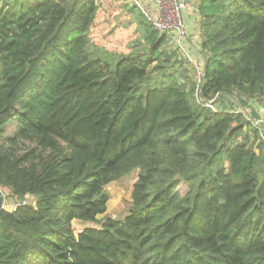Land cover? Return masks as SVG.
Returning a JSON list of instances; mask_svg holds the SVG:
<instances>
[{"label":"trees","instance_id":"trees-1","mask_svg":"<svg viewBox=\"0 0 264 264\" xmlns=\"http://www.w3.org/2000/svg\"><path fill=\"white\" fill-rule=\"evenodd\" d=\"M190 1L200 76L142 15L149 52L107 59L97 0H0V187L20 199L0 207V264H264V128L241 110L264 98V0ZM133 170L128 215L106 217Z\"/></svg>","mask_w":264,"mask_h":264},{"label":"rangeland","instance_id":"rangeland-1","mask_svg":"<svg viewBox=\"0 0 264 264\" xmlns=\"http://www.w3.org/2000/svg\"><path fill=\"white\" fill-rule=\"evenodd\" d=\"M140 1V8L137 6L138 9L133 11L131 8L134 5V0H97L99 9L89 32L91 50H93L95 54L106 57L107 59H116L120 56L141 55L149 52V46L145 42V32L141 27V15L147 20H150L149 17L152 19L165 20L168 16L167 13L171 6L170 4H172V0ZM180 1L184 6L183 13L186 12L190 19V25L197 23L196 13L192 8L191 1ZM142 8L145 10H142ZM171 20L172 18L169 16L166 19V23L169 24ZM182 40L186 41L187 44H184ZM164 42L165 43L160 47L159 52H165L169 55L171 54L170 58L172 56V61L169 63L170 65L178 68L182 64L190 69V72H193V69L196 68L194 67V64H196L197 68H200V65L197 63L198 57L195 54V49L197 47L193 41L189 40L187 35L184 38L179 30L170 29L169 32H165ZM153 64L151 66H153ZM151 66L149 72L152 71ZM155 81L154 73L149 74V84H152ZM226 100L230 101L231 97L226 96ZM206 103L210 102L208 101ZM253 108L255 109V112L252 111ZM251 109L250 116L248 114V112H250L249 109H246L245 107L241 109L244 117L257 129H263L264 98H261V105L251 106ZM11 131L12 128L10 127L7 134ZM243 131L245 133L243 139H247L248 146L253 147L254 151L258 153L256 148L260 144H258V140H254V130L245 126ZM262 134L264 136V133ZM262 148L264 149V147ZM138 172V170H133L119 179L111 181L104 187L105 192L108 194L105 212L106 217L123 220L128 215L131 206V192L133 184L137 180ZM188 189V184L185 181L180 180L177 185L178 192L181 195H184ZM0 197L1 206L4 209L11 210L20 202V199L15 197L8 187H0ZM33 201V197L30 196H27L25 199L26 203H33ZM90 226L99 227L98 224L94 223H81L77 220L72 222V228L75 234Z\"/></svg>","mask_w":264,"mask_h":264},{"label":"built area","instance_id":"built-area-1","mask_svg":"<svg viewBox=\"0 0 264 264\" xmlns=\"http://www.w3.org/2000/svg\"><path fill=\"white\" fill-rule=\"evenodd\" d=\"M134 4L140 8L141 1L140 0H134ZM170 5L171 6H170L169 11L167 13L168 14L167 18L170 16V18H172V20L169 22V24L166 23L167 18H165V20H163V19H152L149 17V19H150L149 21L154 26V28L161 33H165L167 31L169 32L170 29H175V30H179L181 32V35H183L185 38L186 37V31H185V22H184V18H183L184 6L180 0H178V2H177V0H172V4H170ZM142 10H145V9L142 8ZM182 42H183V40H182ZM194 67H196L194 69L196 76H200V74H201L200 68H197L196 64H194ZM216 98H217V96L215 98H213V100L209 101L210 103H206L205 105L214 110L215 109L214 102H215ZM263 140H264V137H263Z\"/></svg>","mask_w":264,"mask_h":264},{"label":"crops","instance_id":"crops-1","mask_svg":"<svg viewBox=\"0 0 264 264\" xmlns=\"http://www.w3.org/2000/svg\"><path fill=\"white\" fill-rule=\"evenodd\" d=\"M183 18H184V21H185V25H186V28H188L189 29V25H190V19H189V17H188V15H187V13L186 12H184L183 13ZM196 24V23H195ZM195 27V26H194ZM194 32H197V29H196V27H195V30H194ZM195 35L196 34H189V40H191V41H193V40H195L194 38H195ZM231 101L234 103L235 102V100L233 99V98H231Z\"/></svg>","mask_w":264,"mask_h":264},{"label":"water","instance_id":"water-1","mask_svg":"<svg viewBox=\"0 0 264 264\" xmlns=\"http://www.w3.org/2000/svg\"><path fill=\"white\" fill-rule=\"evenodd\" d=\"M177 2H178V0H177ZM198 92H199V90H198ZM0 207H1V197H0Z\"/></svg>","mask_w":264,"mask_h":264}]
</instances>
